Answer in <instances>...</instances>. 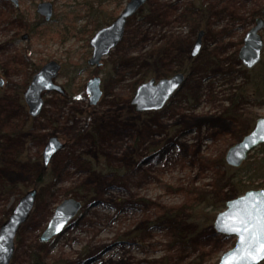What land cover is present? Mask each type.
Here are the masks:
<instances>
[{"label":"rangeland","instance_id":"1","mask_svg":"<svg viewBox=\"0 0 264 264\" xmlns=\"http://www.w3.org/2000/svg\"><path fill=\"white\" fill-rule=\"evenodd\" d=\"M43 1L54 4L51 20L37 12ZM86 2L0 0V227L43 181L10 264H217L237 237L217 233L213 222L189 240L192 229L179 219L194 202L209 204L216 218L228 200L264 188L256 170L236 171L264 157V143L240 167L225 159L264 117V98L250 93L251 72L239 57L264 0H147L100 66L88 63L95 17ZM200 29L203 48L192 56ZM50 60L62 64L56 82L67 95L46 93L34 117L24 92ZM177 72L186 81L164 108L135 110L142 82ZM94 76L97 104L86 93ZM54 136L64 146L45 166ZM69 197L82 201L79 213L41 241ZM179 229L184 238L174 237Z\"/></svg>","mask_w":264,"mask_h":264},{"label":"water","instance_id":"2","mask_svg":"<svg viewBox=\"0 0 264 264\" xmlns=\"http://www.w3.org/2000/svg\"><path fill=\"white\" fill-rule=\"evenodd\" d=\"M19 5V0H11ZM147 0H127L123 10L108 25L100 28L90 39L92 55L90 65L100 66L102 59L109 55L123 39L129 20L140 11ZM37 12L47 21L52 19L54 4L43 1L38 4ZM264 17L256 18L254 25L248 30L239 57L247 69L256 67L264 49ZM206 31L200 30L194 44L192 56H197L203 47ZM27 35L24 36L26 38ZM62 65L57 60H50L42 65L24 92V98L32 116H37L44 104L45 94L51 91L67 95L65 87L56 82ZM186 74L177 72L170 77L151 78L142 82L131 99L137 112H148L164 108L176 92L184 85ZM86 93L91 104H97L102 96L99 76L90 78L86 84ZM264 143V117H260L255 127L239 142L232 145L226 154V162L240 167L249 157L251 151ZM64 146L58 137H51L47 143L43 158L48 166L53 155ZM38 189L26 192L12 210L9 218L0 227V264H10L15 252V238L20 226L27 220L33 210ZM79 199L69 197L59 203L41 234V241L62 234L68 223L82 208ZM214 228L219 234L236 236L235 245L222 254L217 264H261L264 262V188L249 189L244 194L226 202V209L219 212L214 221Z\"/></svg>","mask_w":264,"mask_h":264},{"label":"trees","instance_id":"3","mask_svg":"<svg viewBox=\"0 0 264 264\" xmlns=\"http://www.w3.org/2000/svg\"><path fill=\"white\" fill-rule=\"evenodd\" d=\"M126 1L127 0H87L85 4L89 6L88 8L90 14L92 15L93 13L95 17L93 20L92 29L89 30V35L93 36L100 28L110 24L118 16L116 9L123 7ZM112 5L114 7L112 8V10H110L109 8ZM140 11H138V13ZM258 14L264 17V7L258 11ZM32 35H35V33ZM193 59L194 58H191L190 60ZM249 71L251 72V76L248 84H250V86L252 87L250 89L252 90L250 93L254 94L256 98H264V59H261L260 63ZM253 128L254 126L251 127L248 132H250ZM262 147H264V144L261 145V148ZM249 157L251 158L252 156L249 155ZM255 161L256 164L253 161L249 164L243 165L240 168H237L236 171L242 172L243 174L245 171V174H249L248 169L256 170V172H259L260 174H258L259 177L264 179V157H261V159L257 158ZM223 162L225 163V160H223ZM45 174H47V171H43V175ZM252 177H249L251 179V182H253ZM42 184L43 181L41 178H39L36 182L35 187L38 188ZM261 187H264V181H262ZM209 208H211L209 207V204L204 205L200 208V204H196L194 202L189 206V208L186 209L185 213H182V216L179 219L180 221H182V224H180V226H189L192 229L191 231H189L190 234H188L189 240L195 236L198 230H205V228H208L214 222L215 215ZM177 228L179 227L177 226ZM174 234V237L181 236L184 238L185 231L183 229L175 230ZM261 264H264V262Z\"/></svg>","mask_w":264,"mask_h":264},{"label":"flooded vegetation","instance_id":"4","mask_svg":"<svg viewBox=\"0 0 264 264\" xmlns=\"http://www.w3.org/2000/svg\"><path fill=\"white\" fill-rule=\"evenodd\" d=\"M141 10H142V9H141ZM200 30H202V29H200ZM200 30H199V32H200ZM125 32H126V31H125ZM199 32H198V34H199ZM205 35H206V33H205ZM205 35H204V36H205ZM202 48H203V47H202ZM61 65H62V64H61ZM61 71H62V69H61Z\"/></svg>","mask_w":264,"mask_h":264}]
</instances>
